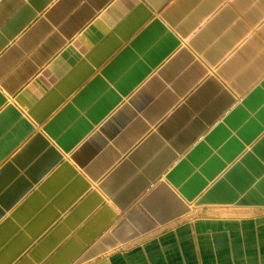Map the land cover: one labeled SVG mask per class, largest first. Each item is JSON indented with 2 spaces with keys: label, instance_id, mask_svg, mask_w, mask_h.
<instances>
[{
  "label": "crops",
  "instance_id": "obj_1",
  "mask_svg": "<svg viewBox=\"0 0 264 264\" xmlns=\"http://www.w3.org/2000/svg\"><path fill=\"white\" fill-rule=\"evenodd\" d=\"M0 264H264V0H0Z\"/></svg>",
  "mask_w": 264,
  "mask_h": 264
}]
</instances>
